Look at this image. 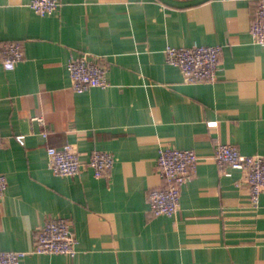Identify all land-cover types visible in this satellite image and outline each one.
Listing matches in <instances>:
<instances>
[{"label":"crops","instance_id":"1","mask_svg":"<svg viewBox=\"0 0 264 264\" xmlns=\"http://www.w3.org/2000/svg\"><path fill=\"white\" fill-rule=\"evenodd\" d=\"M29 3L0 0V46L22 52L8 67L0 58V249L28 253L21 264H264V192L252 207L241 171L212 160L216 143L264 155L254 3L59 0L45 16ZM193 45L222 48L214 83H185L166 63L167 46ZM81 54L106 65V87L73 91L67 63ZM64 145L84 165L75 176L48 167L47 148ZM162 146L199 157L174 217L149 212ZM93 151L114 159L101 178L87 165ZM56 217L70 222L75 255L32 254Z\"/></svg>","mask_w":264,"mask_h":264},{"label":"built area","instance_id":"2","mask_svg":"<svg viewBox=\"0 0 264 264\" xmlns=\"http://www.w3.org/2000/svg\"><path fill=\"white\" fill-rule=\"evenodd\" d=\"M244 1L255 5L249 32L258 45L264 46V0ZM59 6V0H30L29 3V7L40 16L56 13ZM221 54L220 46L193 45L182 48L167 46L164 50L166 63L180 71L185 83H214L219 70ZM0 58L6 67L22 59L20 44L1 45ZM67 70L74 92L80 93L94 87L107 86L106 65L95 57L87 54L71 55ZM35 120L43 125L41 118ZM17 140L22 143V137H18ZM46 152L48 167L57 176H75L84 166L76 150L70 145L50 146ZM212 160L220 170L231 168L241 171L243 180L249 189V203L252 207H256L261 193L264 192V155H244L235 145L216 143ZM198 161L197 154L189 149L169 146H162L158 149L156 169L161 179V186L152 188L148 192L149 212L152 215L168 217L177 215L181 188L194 176ZM113 163L114 159L111 154L93 151L87 165L92 169L94 177L101 178L110 171ZM6 189V177L0 173V202L5 196ZM70 226V222L63 217L48 221L37 229L35 246L31 253L73 257L76 253V240ZM26 254L28 253L0 249V264H21V259Z\"/></svg>","mask_w":264,"mask_h":264}]
</instances>
